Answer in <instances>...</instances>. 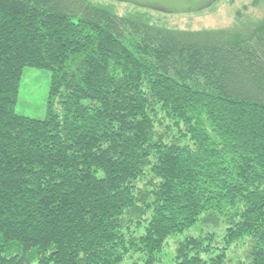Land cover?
<instances>
[{
    "label": "trees",
    "instance_id": "trees-1",
    "mask_svg": "<svg viewBox=\"0 0 264 264\" xmlns=\"http://www.w3.org/2000/svg\"><path fill=\"white\" fill-rule=\"evenodd\" d=\"M107 1L0 0V264H164L198 222L170 264H264V0L203 30Z\"/></svg>",
    "mask_w": 264,
    "mask_h": 264
},
{
    "label": "rangeland",
    "instance_id": "rangeland-1",
    "mask_svg": "<svg viewBox=\"0 0 264 264\" xmlns=\"http://www.w3.org/2000/svg\"><path fill=\"white\" fill-rule=\"evenodd\" d=\"M90 1L98 4H109L107 0ZM253 2L254 0H218L210 8L195 13L161 17L155 14L153 16L160 19L168 27L179 30L222 29L234 26L237 23V13H244L245 18L249 21L258 20L262 15V9L252 8L251 4ZM114 10L118 15H121L131 11L132 8L123 4H114ZM49 85V71L26 68L19 85L18 101L14 109L16 114L35 120L45 119L49 102ZM53 111L58 114L61 113V107L57 104V101L53 104ZM210 227L198 222L195 227L183 235L170 238L166 248L167 255L164 257L163 263H171L170 257L174 243L181 241L186 236L205 234L212 230ZM216 241L221 244V237ZM244 250V246L239 245V247L230 251L229 256L232 258L230 260L233 261L236 257H240Z\"/></svg>",
    "mask_w": 264,
    "mask_h": 264
},
{
    "label": "water",
    "instance_id": "water-1",
    "mask_svg": "<svg viewBox=\"0 0 264 264\" xmlns=\"http://www.w3.org/2000/svg\"><path fill=\"white\" fill-rule=\"evenodd\" d=\"M169 15L195 13L213 6L218 0H110Z\"/></svg>",
    "mask_w": 264,
    "mask_h": 264
}]
</instances>
